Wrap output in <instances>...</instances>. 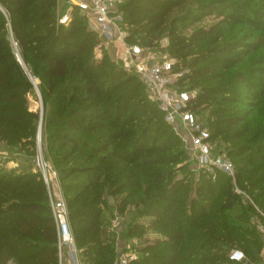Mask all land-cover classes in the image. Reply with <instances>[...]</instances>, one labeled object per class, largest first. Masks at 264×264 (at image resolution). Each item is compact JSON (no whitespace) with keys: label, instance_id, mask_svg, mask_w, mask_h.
Instances as JSON below:
<instances>
[{"label":"trees","instance_id":"16d2710c","mask_svg":"<svg viewBox=\"0 0 264 264\" xmlns=\"http://www.w3.org/2000/svg\"><path fill=\"white\" fill-rule=\"evenodd\" d=\"M185 1L121 2L128 40L137 41L140 33L155 47V32L168 26L171 12ZM0 4L10 19L0 9V141L36 154L41 113L29 106L34 78L43 101V148L60 170L82 264H114L119 256L118 229L108 227L114 213L105 215L111 201L118 217L131 214L129 206L135 210L120 239L144 237L141 264L262 263L264 235L256 233V221L264 222V3L261 9L246 7L262 23L245 20L249 25L237 29L242 19L216 13L224 18L192 37L170 31L171 46L179 50L210 40L184 63L194 71L185 79H197L199 90L189 108L197 115L209 110L212 138L229 143L236 184L223 171L215 179L195 172L191 161L179 169L186 170L184 177L176 174L169 164L189 154L184 142L137 74L108 55L96 56L99 36L79 10L63 25L58 0ZM11 119L32 134L17 133ZM240 200L245 204L237 205ZM245 220L256 227L246 228L240 223ZM235 250L245 258L232 259ZM9 262L60 264L41 172L0 171V264Z\"/></svg>","mask_w":264,"mask_h":264},{"label":"built area","instance_id":"2783aa9c","mask_svg":"<svg viewBox=\"0 0 264 264\" xmlns=\"http://www.w3.org/2000/svg\"><path fill=\"white\" fill-rule=\"evenodd\" d=\"M125 0H63L59 3L60 13L58 24L71 23L74 13L79 10L87 17L91 28L99 36L101 46L114 44L115 57L123 62L126 68L132 69L146 86L148 97L159 103L166 112V120L174 127L187 148L190 161L195 172L204 171L215 179L220 171L230 175L236 184V168L234 161L222 152L217 140L212 138L211 131L206 122L201 121L197 113L189 108L194 94L190 90L179 87L176 80H180L188 69H177V61L168 55H160L155 47L144 46L139 41L128 40L129 32L124 22L123 13L119 4ZM0 9L9 15L0 4ZM10 28L11 24L9 22ZM12 42L21 55L18 43L12 36ZM176 82V83H175ZM39 152L37 165L47 186L51 209L58 234V255L60 264H63L66 250L73 255L74 264H82L80 250L76 246L75 236L71 226L69 208L60 191V195L53 190L59 183V174L56 168L44 157L42 144L38 135ZM239 193H243L236 187ZM116 222V221H115ZM134 255H123L114 264H130ZM232 259L241 261L245 258L242 251L235 250Z\"/></svg>","mask_w":264,"mask_h":264},{"label":"rangeland","instance_id":"374dc122","mask_svg":"<svg viewBox=\"0 0 264 264\" xmlns=\"http://www.w3.org/2000/svg\"><path fill=\"white\" fill-rule=\"evenodd\" d=\"M63 0H58V3L62 2ZM264 0H186L183 2L182 6L176 7L170 15V18L168 20V26H161L160 29H158L155 33L157 34V38L155 40V49L158 51L160 55H168L171 58H174L179 65H176L177 69H188L189 71L186 72L181 79L183 80H176L177 83H179V87L185 88L191 91L192 94L197 93L199 90L196 88V81L194 77H185L187 75H190L192 72L194 73L193 69L191 67H188L184 63H188L190 60L193 59V57L196 55L197 51H200L207 46H210V40L208 39H200L201 44H197L195 46H191L188 48H184L182 50H179L180 48L172 47L173 44V36L170 34V31L172 29L175 30L176 35L177 34H184L189 37H192V34L194 31L200 28H209L211 25L218 22L220 19H223L224 17H232L236 16L237 19H242V22L238 23L237 29L242 28L244 26L249 25L248 22L245 20H255L259 21L260 23L263 22L262 19H258L255 15V13H250L249 10L246 7H250L251 9H261L263 8ZM190 10V12H189ZM189 13V14H188ZM223 15L221 17L216 16L215 14ZM194 14V15H191ZM176 22L171 23V21L176 18ZM190 17V18H189ZM134 29V28H133ZM128 32L130 29L127 26ZM260 33V31H258ZM136 40L143 43L144 46H147L145 43L146 38H144L143 34H137ZM221 40V39H220ZM144 41V42H143ZM17 50V49H16ZM18 51V50H17ZM94 51L96 53V56L98 58H102L106 55L110 58V60L116 62V64L120 65L121 67L125 68V71L130 74L134 75L136 74L134 70L126 68L123 65V62L120 60H117L115 57V48L114 44H107V47H102L101 42H97L94 47ZM194 75V74H193ZM259 77V76H258ZM31 80L33 82L34 90L29 94V106L30 109L40 111L41 113V120L43 115V101H42V94L40 89L35 83V79L31 77ZM175 82V83H176ZM146 96L147 92H145ZM149 98V97H148ZM153 101V100H151ZM257 101V100H256ZM154 102V101H153ZM261 106H258L256 111L260 109ZM166 113V112H165ZM199 119L204 122H209L210 112L209 110H202L199 115ZM39 122L36 133V139H37V151L36 154H32L31 151L27 149H20L19 147L10 146L5 142L0 141V171H7V172H24V171H32L34 173L40 172L38 165H37V156L39 152V141H38V135L40 130V123ZM11 122L15 128V131L19 133L20 135L26 137L28 135L32 134V130L28 125H25L24 123L18 122L17 120L11 119ZM180 141H178V144ZM218 143V142H217ZM42 144V150L44 157L51 163V165L56 168L58 171L59 168L56 166V164L53 162L52 157L47 150L43 148V140L41 141ZM180 146H183V144H179ZM229 146V143L222 140L219 141L217 147L224 153H228L227 147ZM178 147V146H177ZM80 160L75 159L74 163H78ZM190 162V155L185 152L181 158L178 161H175L174 163L169 164L170 166L175 167L176 174H178L180 177H184L186 175V170L181 169L180 167L184 165L185 163ZM65 162H62L61 164L64 165ZM192 164V162H191ZM71 165V164H70ZM69 165V166H70ZM192 166V165H191ZM164 166H157L158 169H162ZM193 172V171H192ZM84 176H82L83 179ZM192 174L188 173L187 180L191 181ZM59 191H61L64 195L63 191V181L59 177ZM56 187H58V184L53 187V190H56ZM58 191V193H59ZM246 196V195H244ZM249 196H247L248 198ZM250 198V197H249ZM248 198V199H249ZM113 203V204H112ZM245 204V201L240 200L237 205ZM127 211H131V214H125V216L118 217V213L116 211V207L114 205V201H111V207L107 211H105V215L111 216L109 213H114L115 218L111 220V225L108 226L109 229L117 228L118 229V250H119V256L116 258V260L123 256V255H134V257L130 258V264H141L140 258L143 256V252L140 250L142 245H144V237H138L134 236L129 239H120L121 235L127 228L128 223L130 222L134 211L131 206L127 208ZM233 214H236L234 211H231ZM116 215V216H115ZM116 221V222H115ZM242 223L246 228L248 229H254L256 225L253 221L245 220ZM257 229L259 231H256V233H261L264 235V222H258ZM261 225V226H259ZM260 228V229H259ZM261 229L263 231H261ZM248 236V235H246ZM264 252V249H263ZM115 260V261H116ZM65 262V260H64ZM63 264H66L64 263ZM8 264H12V262H9ZM210 264V263H209ZM264 264V258L262 260V263Z\"/></svg>","mask_w":264,"mask_h":264},{"label":"crops","instance_id":"0c3cea01","mask_svg":"<svg viewBox=\"0 0 264 264\" xmlns=\"http://www.w3.org/2000/svg\"><path fill=\"white\" fill-rule=\"evenodd\" d=\"M58 189H59V184H58V187H56V194L59 196L60 191ZM58 191H59V193H58ZM262 256L264 258V252L262 253ZM64 260H65L64 263H66V264H74L73 255L69 250H66V255H65Z\"/></svg>","mask_w":264,"mask_h":264},{"label":"water","instance_id":"95a60500","mask_svg":"<svg viewBox=\"0 0 264 264\" xmlns=\"http://www.w3.org/2000/svg\"><path fill=\"white\" fill-rule=\"evenodd\" d=\"M39 138H40V140L42 139V120L40 123Z\"/></svg>","mask_w":264,"mask_h":264}]
</instances>
